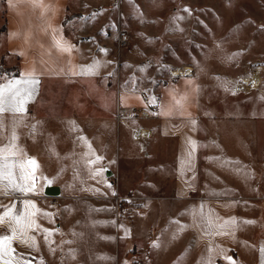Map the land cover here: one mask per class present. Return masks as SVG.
I'll return each mask as SVG.
<instances>
[{
	"label": "crops",
	"instance_id": "crops-1",
	"mask_svg": "<svg viewBox=\"0 0 264 264\" xmlns=\"http://www.w3.org/2000/svg\"><path fill=\"white\" fill-rule=\"evenodd\" d=\"M35 3L40 6H34V0H4L3 53L8 61L16 60L18 74H6L0 83L20 79L33 70L40 83L23 116L5 114L2 118L0 149L14 144L13 150L22 149L23 154L9 159L36 157L33 120L40 109V156L73 158L74 173L78 172L84 182L79 189L111 190L115 158L118 171L127 159H152L151 171H135L137 176L129 187H144L140 178L145 179V173L151 175L148 186L156 194L142 197L152 199L161 211L151 219L143 216L139 222L142 220L145 227L139 223L130 235L124 233L125 220L119 221L120 245L109 249L118 256L116 260L110 255L109 264H130L128 253L135 256L131 260L136 264H205L209 258L213 264H229L225 257H232L235 264H264V86H251L249 95L239 94L230 90L224 76L214 77L203 67L185 64L192 68L189 75H170L164 64L139 76L144 57L157 52L158 45L144 42L140 48L139 35L132 33L131 25L126 24L128 45L118 55L109 11L91 14L85 0ZM144 13L142 9H125L124 18ZM53 37L74 45L71 54L54 48ZM249 49L245 54L230 53V57L257 60L258 50ZM4 55H0V64ZM94 61L99 62L94 74H71ZM178 65L170 61L167 67L178 70ZM229 69L228 64L222 66L226 72ZM214 90L216 97L211 95ZM146 97L156 98L151 117H130L145 107ZM245 97L250 103L247 118L240 106L231 111L226 105L230 99L237 104ZM176 100H181L180 106ZM116 113L122 117L117 118ZM190 140L195 141V151ZM97 172L100 174L95 175ZM53 185L59 188V195L50 197L59 199L64 189L60 182L38 183L37 194ZM3 199L8 204L13 202L11 197ZM15 202L22 210L19 199ZM64 216L77 223L86 217L61 213L58 220L54 214L36 218L52 235L46 242L44 233H31L39 238L37 250L14 241L17 253H23L32 264H96V247L78 246L74 229H69ZM232 218L238 224L246 220L255 223L242 225L234 235L214 234L217 225ZM209 219L213 221L211 226ZM61 230L73 235L64 239ZM130 237L135 240L131 248L127 245ZM153 242L159 246L152 247Z\"/></svg>",
	"mask_w": 264,
	"mask_h": 264
},
{
	"label": "rangeland",
	"instance_id": "rangeland-1",
	"mask_svg": "<svg viewBox=\"0 0 264 264\" xmlns=\"http://www.w3.org/2000/svg\"><path fill=\"white\" fill-rule=\"evenodd\" d=\"M85 1L87 4L90 1L88 11L91 14L104 10L109 11V19L112 18L113 26L116 27L119 19L128 33L126 24L131 25L132 33L139 35L138 45L140 48H143L142 44L144 42L155 45V47L158 45L157 52L153 53L154 57H152V54L144 57L143 62H141L144 68L139 69V76L141 74L145 75L149 68L155 67L158 69L164 64L168 66L172 61L181 64L178 65L180 68L184 64L198 66L205 68L214 77L224 76L228 81L227 84L230 90L236 88L234 91H239V94L249 95V92L252 91V84L248 81L249 77L252 76L258 78L257 87L264 86V0ZM3 7L4 1L0 0V55H4V35L1 31ZM125 9L134 10L135 12L142 9L145 13L141 16L131 15L126 19L124 18ZM185 9L188 11H185ZM157 23H161L159 27ZM143 27L148 28L142 29ZM113 37L115 41V29H113ZM248 44H251V46ZM248 48H250L249 50H258L257 60L245 57L236 60V56L232 57L231 55L230 57V53L245 54ZM219 57H222L225 61H219ZM226 64L231 66V69L227 72L222 70V66ZM8 65L15 66L16 60L8 61L4 55L3 66ZM167 66H164V69L168 74L171 75L172 70L177 72V67L170 69ZM8 73H13V69L8 70ZM6 74L5 72L0 73V80L4 79ZM217 94V90L211 93L214 97ZM226 105L231 111L234 106H240V110L245 117L247 118L249 115L250 103L246 97L239 100L237 104L230 99L226 102ZM36 112L38 114L33 120L35 125L33 146L34 152L37 153L34 159L39 165L37 174L53 181L54 184L60 182L64 189L61 191L59 199L48 197L43 191L29 197L34 198L36 201L34 203L41 212L54 214L55 220H58L57 217L61 213L86 215L79 223L73 221L70 217L64 216V221L69 229H74V238L78 242V246L96 247V264H109L110 255H115L117 260L118 254L114 251L111 253L109 249L120 245V238L117 235L119 221L121 219L125 220L126 230L124 233L130 235L131 231L138 228L139 223L141 227H145L142 223L143 216H149V219H151L154 214L161 211L160 206L156 205L152 199H143L142 197V195L153 196V194H156L152 187L148 186L152 181L151 175L145 173V179L140 178L139 183L143 182L144 187H141L142 185L139 187L138 184H134L133 188L129 187L132 185L131 181L137 176L135 171L141 170V173L142 169L151 171L153 167L152 159L130 158L127 161H122L121 173V170L118 171L117 169L115 158L114 173L111 177V190L106 191L99 188L79 189L78 185L82 187L84 182L78 172L74 173L73 158H43L40 156V116L42 112L40 109H37ZM203 132L206 134V130ZM54 152L56 153V151ZM203 164L205 163L203 162ZM43 181L40 180L38 183ZM5 203L8 204V202ZM37 219H41V216L38 215ZM140 219L142 220L139 222ZM41 224L39 222L40 228ZM145 224L152 227L151 222ZM65 232L63 231L64 239L73 235L72 232ZM86 235L88 236L86 237ZM38 239L36 238V242L39 241ZM128 239L127 245L131 248L132 245H135V240H132L131 237ZM128 254L130 264L131 262L136 264V260H131V257L134 258L135 256L131 253Z\"/></svg>",
	"mask_w": 264,
	"mask_h": 264
},
{
	"label": "snow or ice",
	"instance_id": "snow-or-ice-1",
	"mask_svg": "<svg viewBox=\"0 0 264 264\" xmlns=\"http://www.w3.org/2000/svg\"><path fill=\"white\" fill-rule=\"evenodd\" d=\"M34 6H40L35 3ZM47 10V8H45ZM185 11H188L185 9ZM95 15V14H94ZM53 47L61 53L71 54L74 45H70L64 41L62 37H53ZM106 51V50H101ZM231 59V58H230ZM99 66L98 61L88 66H81L79 72L73 71L72 75H91L94 74L95 69ZM39 78L36 76L35 71H30L21 75L20 79L8 80L6 83H0V127L3 126L5 114H11L15 117L17 114L23 116L26 113V105L33 101L38 92ZM231 83V82H229ZM238 83V81H237ZM254 86V85H253ZM226 90H228L226 88ZM183 99V98H181ZM147 103L155 104L156 98H147ZM181 100H176V105L180 106ZM15 122V121H14ZM195 125V121H192ZM35 129V125H33ZM12 139L15 140V134ZM84 140L83 137L80 138ZM192 151H195V141H189ZM15 145L7 147V149H0V264H32V261L27 259L23 253H17L13 247V242L16 241L25 245L28 249L37 250V242L35 233L37 231L44 233V239L47 242L48 237L52 235L47 229L40 228L37 223V216L49 217L50 213L41 212L36 204L27 197L37 194L38 181L45 180L49 185L53 182L46 177L38 175L39 165L34 158H26L23 161L19 159H9V157H16L23 154V150L14 151ZM191 155V152L189 153ZM102 159L96 157V160ZM95 161H93L94 163ZM227 163V162H226ZM103 171V170H100ZM100 172L95 173L99 175ZM110 187V186H109ZM12 198V203L6 204L3 198ZM19 199L22 210L17 209L15 201ZM203 206H201V209ZM200 216L203 218V211L201 210ZM219 219V218H217ZM208 225L211 226L213 221L209 219ZM255 221H242L237 223L235 218L225 220L222 224L217 225L215 235H234L235 231L246 224H254ZM227 229V231H225ZM156 242H153L152 247H158ZM211 252L212 249L209 248ZM264 253V248L261 249ZM229 264H235L232 257H225ZM43 264V262H41ZM205 264H213L209 258Z\"/></svg>",
	"mask_w": 264,
	"mask_h": 264
},
{
	"label": "built area",
	"instance_id": "built-area-1",
	"mask_svg": "<svg viewBox=\"0 0 264 264\" xmlns=\"http://www.w3.org/2000/svg\"><path fill=\"white\" fill-rule=\"evenodd\" d=\"M129 42V36L126 30L123 28L122 24L120 23L119 19L117 20L116 27H115V48L116 52L119 53L127 46ZM192 73V68L190 66H183L182 68L178 69L176 73L171 72V74L177 75H189ZM252 86V85H251ZM236 88H234L235 90ZM145 107L130 117L139 118V119H146L151 117V112L154 110V105L147 103V97L144 98ZM116 117H122L119 113H116Z\"/></svg>",
	"mask_w": 264,
	"mask_h": 264
},
{
	"label": "trees",
	"instance_id": "trees-1",
	"mask_svg": "<svg viewBox=\"0 0 264 264\" xmlns=\"http://www.w3.org/2000/svg\"><path fill=\"white\" fill-rule=\"evenodd\" d=\"M3 1H4V0H3ZM1 18H2V20H3V21H2V25H1V31L4 32L5 29H6L5 4H4L3 10H2ZM2 68H4V69L2 70ZM11 69L14 70V72L12 73V75H16V74H18V68H17V66L4 67V66H3V63L0 64V73L5 72V73L9 74V73H8V70H11Z\"/></svg>",
	"mask_w": 264,
	"mask_h": 264
},
{
	"label": "water",
	"instance_id": "water-1",
	"mask_svg": "<svg viewBox=\"0 0 264 264\" xmlns=\"http://www.w3.org/2000/svg\"><path fill=\"white\" fill-rule=\"evenodd\" d=\"M45 194L47 196H58L59 195V188L57 186H48L45 189Z\"/></svg>",
	"mask_w": 264,
	"mask_h": 264
},
{
	"label": "bare ground",
	"instance_id": "bare-ground-1",
	"mask_svg": "<svg viewBox=\"0 0 264 264\" xmlns=\"http://www.w3.org/2000/svg\"><path fill=\"white\" fill-rule=\"evenodd\" d=\"M173 73H176V71H174ZM257 79L258 78L256 76H252V77H249L248 81H249L250 84L254 85L253 87H255L256 86V82L258 81Z\"/></svg>",
	"mask_w": 264,
	"mask_h": 264
}]
</instances>
